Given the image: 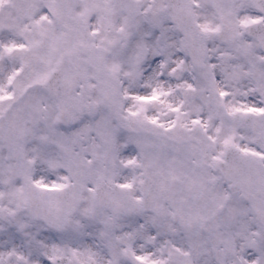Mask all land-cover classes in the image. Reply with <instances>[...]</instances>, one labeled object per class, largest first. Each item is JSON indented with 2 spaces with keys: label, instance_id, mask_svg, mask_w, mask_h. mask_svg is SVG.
Listing matches in <instances>:
<instances>
[{
  "label": "snow or ice",
  "instance_id": "obj_1",
  "mask_svg": "<svg viewBox=\"0 0 264 264\" xmlns=\"http://www.w3.org/2000/svg\"><path fill=\"white\" fill-rule=\"evenodd\" d=\"M0 264H264V0H0Z\"/></svg>",
  "mask_w": 264,
  "mask_h": 264
}]
</instances>
